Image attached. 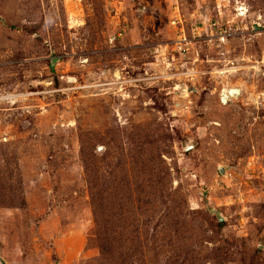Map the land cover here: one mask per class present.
Returning <instances> with one entry per match:
<instances>
[{"label":"rangeland","instance_id":"374dc122","mask_svg":"<svg viewBox=\"0 0 264 264\" xmlns=\"http://www.w3.org/2000/svg\"><path fill=\"white\" fill-rule=\"evenodd\" d=\"M263 55L264 0H0V264H264Z\"/></svg>","mask_w":264,"mask_h":264},{"label":"built area","instance_id":"2783aa9c","mask_svg":"<svg viewBox=\"0 0 264 264\" xmlns=\"http://www.w3.org/2000/svg\"><path fill=\"white\" fill-rule=\"evenodd\" d=\"M237 15L239 17H242V16L245 17L246 13L239 11ZM198 21H200L198 23L199 26L195 24V27L193 29V32L196 33L195 36L188 38L186 35L183 34V32L182 33L180 32L182 30H179V25L183 24V20H182L181 14L176 12L175 17L171 20V25L177 28V30L179 31V34L175 39L172 38L166 43L165 45L166 48L171 46V50L173 47L172 51H175L178 54H183L189 51V46L192 43H196L198 45L201 44V46L204 45L208 48L223 50L224 47L230 44V39H232L238 33H242V32H237V31H240L239 29L244 30V31L249 30L247 26H245L244 28H239V27L233 28L231 26L229 27L228 25L223 26L219 21L213 20V19L205 18L203 21L202 20H198ZM159 49L160 48H158L157 53L159 52L161 54L162 50H159ZM221 53L224 54L222 51ZM263 59H264V55H263ZM262 63H264V60ZM231 70L230 69H225L223 71L219 70V71H216L215 73L219 72L221 74H225V78L228 79L227 76L232 74L233 72V70L232 71ZM192 74H195V72L192 70H187L186 72H181L180 74H177V76L179 75L185 76V75H192ZM161 78H164L167 80L173 77L172 75H169L167 71L162 73L161 75H154L150 77L146 76L143 78L140 76L136 78H131L130 75H128V73L124 75L121 71L113 72L112 74L110 72H107L103 75L101 84L96 85L95 83H93V85L90 84V86L85 85L84 88L91 87V88H95L94 90H101V92H107L113 89L117 91H126L127 90L126 87L128 84H130L131 86L138 87V84H140L141 81H143V83L153 81L152 84H154L158 82L159 79ZM69 81L76 82V78H72V79L69 78ZM92 81H96V80L93 79ZM100 86H103L102 89H98V87ZM184 87L186 88V92H187L188 90L187 86L184 85ZM226 87L228 86H225L222 90L225 91ZM79 88H82V87L77 86L75 89H79ZM176 89H178L177 91L179 92V87H177ZM181 95L183 94L181 93Z\"/></svg>","mask_w":264,"mask_h":264},{"label":"water","instance_id":"95a60500","mask_svg":"<svg viewBox=\"0 0 264 264\" xmlns=\"http://www.w3.org/2000/svg\"><path fill=\"white\" fill-rule=\"evenodd\" d=\"M256 28V26H254ZM231 92H239L238 94H240V90L238 88H234V89H226L224 92L221 93L220 98L223 101H225V99L227 98V96L231 93ZM228 101V100H227ZM226 101V102H227ZM225 102V103H226Z\"/></svg>","mask_w":264,"mask_h":264},{"label":"bare ground","instance_id":"6f19581e","mask_svg":"<svg viewBox=\"0 0 264 264\" xmlns=\"http://www.w3.org/2000/svg\"><path fill=\"white\" fill-rule=\"evenodd\" d=\"M224 92V91H223ZM235 94L239 93V92H234ZM231 94L233 95V92H231ZM9 97V96H8ZM19 97H23L22 95H20ZM263 97H264V94H263ZM228 99H225V101L223 102H226Z\"/></svg>","mask_w":264,"mask_h":264}]
</instances>
